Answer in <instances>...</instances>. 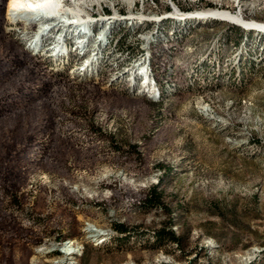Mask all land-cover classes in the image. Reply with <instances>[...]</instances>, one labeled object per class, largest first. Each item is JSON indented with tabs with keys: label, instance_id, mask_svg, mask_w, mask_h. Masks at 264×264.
Listing matches in <instances>:
<instances>
[{
	"label": "rangeland",
	"instance_id": "374dc122",
	"mask_svg": "<svg viewBox=\"0 0 264 264\" xmlns=\"http://www.w3.org/2000/svg\"><path fill=\"white\" fill-rule=\"evenodd\" d=\"M6 4L0 0V264H66L53 258L62 244L54 248L75 236L84 239L78 264H140L161 250L169 264H264V33L240 41L242 60L260 57L239 75L243 86H224L211 72L202 88L150 100L106 86L108 56L89 61L73 34L48 32L27 48L36 25L5 18ZM54 36L64 51L54 50ZM3 37L14 47H2ZM74 61L82 65L75 74ZM157 181L162 202L146 206ZM119 220L128 230L104 246L83 230ZM169 221L178 246L153 236ZM43 244L47 253L38 254ZM195 248L212 252L188 255Z\"/></svg>",
	"mask_w": 264,
	"mask_h": 264
},
{
	"label": "bare ground",
	"instance_id": "6f19581e",
	"mask_svg": "<svg viewBox=\"0 0 264 264\" xmlns=\"http://www.w3.org/2000/svg\"><path fill=\"white\" fill-rule=\"evenodd\" d=\"M220 13L258 22L264 20V0H9L6 17L32 28L36 25L26 45L29 49L37 48L39 39L48 32L73 34L80 49L84 45L89 47V61L93 57L99 59V54L102 58L108 56L112 72L104 81L106 86L155 100L183 93L189 86L202 88L204 78L211 72L224 86L231 84L235 88L239 75L259 64L260 57L244 61L237 50L248 35L264 33V26L225 18ZM219 23L223 26L210 37L204 33L206 28ZM236 29L240 38H234ZM54 39L53 44L58 45L54 50L64 51L62 38ZM263 45L260 44L261 48ZM80 64L74 61L69 71H81ZM76 74L83 76L82 72ZM239 85L244 82H238ZM172 228L175 230V226ZM83 230L89 232L87 239L94 246L107 245L124 234L112 223L97 227L86 222ZM83 241L77 236L57 241L54 249L62 244L64 250L60 247L53 258L62 256L67 259L66 264H78L84 251ZM206 244L213 248L211 241ZM36 251L46 254L47 248L43 244ZM211 252L204 251V256L209 257ZM35 260L33 257L29 264H37ZM54 264L65 262L59 260ZM122 264L139 263L129 260ZM140 264H169V254L161 250L155 258Z\"/></svg>",
	"mask_w": 264,
	"mask_h": 264
},
{
	"label": "trees",
	"instance_id": "16d2710c",
	"mask_svg": "<svg viewBox=\"0 0 264 264\" xmlns=\"http://www.w3.org/2000/svg\"><path fill=\"white\" fill-rule=\"evenodd\" d=\"M7 0V4H8ZM7 4H6V12H7ZM6 12H5V18H6ZM19 39V38H18ZM19 43L22 44V42L19 39ZM23 45V44H22ZM1 46H7V47H14L13 43H11L10 41L5 40V38H2V42H1ZM24 46V45H23ZM24 49L26 50V48L24 47ZM29 53H31L29 51ZM32 54V53H31ZM160 181H157L156 184H152L151 186H149L145 199H144V204L146 206H153V205H159L162 202V193L161 191H158V187H159ZM171 221L168 222V225H165L163 227H161L160 229L154 231V237L157 240H169V242L171 241H175L179 244V237L176 236L174 234V232L172 231V229L170 228L171 225ZM115 227L121 231V232H126L128 229L125 225L121 224V223H116Z\"/></svg>",
	"mask_w": 264,
	"mask_h": 264
},
{
	"label": "built area",
	"instance_id": "2783aa9c",
	"mask_svg": "<svg viewBox=\"0 0 264 264\" xmlns=\"http://www.w3.org/2000/svg\"><path fill=\"white\" fill-rule=\"evenodd\" d=\"M175 12V11H174ZM192 13H200V12H192ZM207 13H215V12H207ZM223 15V13H220ZM225 18H233V19H236V20H240L242 22H245V23H250V25H258V26H264V20H260L258 22H251L249 19H244V18H241V16H226V15H223ZM263 248H264V245H263ZM263 250V249H262ZM189 254H204V252L199 249V248H195L193 252L191 253H188ZM188 256H186L185 259H187ZM174 262L170 263V264H173Z\"/></svg>",
	"mask_w": 264,
	"mask_h": 264
}]
</instances>
